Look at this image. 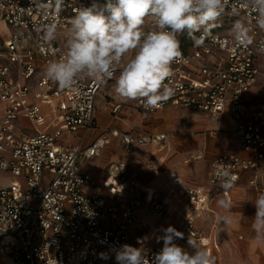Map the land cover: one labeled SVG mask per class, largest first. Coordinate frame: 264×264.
Returning a JSON list of instances; mask_svg holds the SVG:
<instances>
[{
	"label": "built area",
	"instance_id": "built-area-1",
	"mask_svg": "<svg viewBox=\"0 0 264 264\" xmlns=\"http://www.w3.org/2000/svg\"><path fill=\"white\" fill-rule=\"evenodd\" d=\"M92 2L63 0L58 10L56 0H0V24L11 28L10 36L0 30V171L12 177L0 189V255L7 264H117L115 249L128 244L142 248L151 262L163 244L144 242L132 231L146 228L138 217L144 206L171 219L169 226L184 234L175 241L178 245L187 248L191 235L212 255L219 250L218 239L202 233L198 219L218 196L230 195L243 173L264 169V95L250 96L253 90L264 92V30L255 13L240 7L241 0H226L215 27L179 35L182 56L172 64L173 75L166 82L175 94L156 108H146L142 100L136 105L144 120L166 106L215 118L229 110L248 156L218 155L203 186H185L174 179L167 192H157L113 173L100 184L83 165L114 140L132 153L161 144L168 136L112 129L88 146L71 143L80 131L95 127L97 100L119 75L117 71L104 82L86 78L78 82V91L61 90L44 75L47 63L66 52L64 37L75 10ZM237 20L250 28L251 44L241 45L230 35L229 22ZM52 24L58 38L48 42L43 35ZM122 107L111 103L113 114ZM203 158L204 153L197 152L185 163ZM116 169L126 171L123 165ZM226 182L232 184L230 189L222 186ZM250 184L258 194L264 192V173L252 177ZM102 252L109 258L101 259Z\"/></svg>",
	"mask_w": 264,
	"mask_h": 264
},
{
	"label": "clouds",
	"instance_id": "clouds-1",
	"mask_svg": "<svg viewBox=\"0 0 264 264\" xmlns=\"http://www.w3.org/2000/svg\"><path fill=\"white\" fill-rule=\"evenodd\" d=\"M62 3L56 0L58 10ZM225 4L226 0H106L103 4L93 0L89 6L75 10L64 37L66 52L47 63L44 75L61 90L78 91V82L86 78L104 82L118 71L113 85L118 97L142 100L146 108H156L175 94L166 82L173 75L172 64L182 56L179 35L193 36L215 27ZM240 7L255 13L257 25L264 30V0H241ZM232 33L237 43H252L250 28L241 20L234 23ZM57 38V26L49 25L43 39L51 42ZM260 51L264 53V46ZM222 186L227 190L232 184ZM217 203L225 211L231 208L223 199ZM253 203V240L264 245V192ZM220 219L225 225L233 223L230 215ZM163 233L158 237L163 247L151 262L142 248L124 244L113 253L117 264H216L215 257L191 235L187 240L189 251L175 242L184 238L182 232L168 226ZM99 256L109 258L108 253Z\"/></svg>",
	"mask_w": 264,
	"mask_h": 264
},
{
	"label": "crops",
	"instance_id": "crops-1",
	"mask_svg": "<svg viewBox=\"0 0 264 264\" xmlns=\"http://www.w3.org/2000/svg\"><path fill=\"white\" fill-rule=\"evenodd\" d=\"M114 83L105 86L101 94L104 92V110L109 117L117 119V124L112 125L110 121L101 117L96 108L95 127L89 131H80L76 138L71 140V143L85 147L108 130L131 131L133 125L129 119H126L129 112H126L124 102L112 98ZM256 94L264 95V92L261 89L253 90L250 96L254 97ZM107 97H110L111 100H107ZM111 103H121L123 105L118 114H113ZM135 110L138 117L142 118L140 111L137 108ZM195 113L200 115L198 120L205 117L219 124L210 128L205 125L199 129L203 132H200L198 136L194 133L191 136L192 138H179L177 140L179 146L172 149L173 138L169 131L164 130V122L161 126L155 128L154 132L151 131L150 133L167 134L168 139L165 142L141 147L130 153L123 148L119 140H114L103 150L99 157L86 161L83 170L92 174L100 184L109 181L112 178L111 173H113L119 176L120 180L127 178L139 180L146 188L157 192H167L168 183L174 179L185 186H203L207 184L211 163L218 155L231 153L246 157L248 154L240 146L237 136V122L229 110L225 111L219 118L200 112ZM161 118L167 120L166 113L163 111L157 117L158 120ZM231 122L233 126H230ZM109 124H111V127ZM197 152L204 153V158L201 161L185 163L187 158ZM149 161L152 162V166L148 164ZM121 165L126 167L125 172L116 169ZM1 173L7 174L0 171ZM262 173H264L263 168L243 173L238 185L231 191L230 195L228 197L218 196L211 205V210L198 219V229L206 236L218 239L219 250H214L212 253L216 264H264V245H258L254 242L255 233L251 227V221L256 212L253 202L258 195V189L250 184L252 177ZM222 199L230 203V210L225 211L218 206L217 202ZM223 215L232 216L233 223L225 225L220 219ZM138 217L146 228L144 230L133 229V234L149 244H163L162 240L158 242V237L164 234L163 230L169 226L171 219H165L157 214L150 213L146 206L138 212ZM188 250L191 251V249ZM1 257L2 261L8 262L6 257L2 255Z\"/></svg>",
	"mask_w": 264,
	"mask_h": 264
},
{
	"label": "rangeland",
	"instance_id": "rangeland-1",
	"mask_svg": "<svg viewBox=\"0 0 264 264\" xmlns=\"http://www.w3.org/2000/svg\"><path fill=\"white\" fill-rule=\"evenodd\" d=\"M147 26L148 25L146 22L145 30H147ZM229 27L232 30L233 24L231 22H229ZM10 29L11 28L7 26L5 23L0 24V30L3 32L5 36H10V32H11ZM230 35H233V33H231ZM112 93H113L112 98L114 100H120L124 102L125 110L126 112L127 111L129 112V114L126 116V119H129L130 123L133 125L131 131H137V132L153 131L154 132L155 128H158L165 122L164 130L169 131L171 133V137L173 138L172 145H171L172 149L176 148V146H179L178 145L179 143L177 142L179 138H183V139L188 138V137L192 138L191 136H193L194 133H196L195 135L198 136L200 135V132L201 133L203 132V131H200L199 129L204 127L205 125H207V127L210 128L212 126L219 124V123H214L205 117L198 120V118L200 117L199 114L195 112H191L190 110L185 109V108H181V107L176 108L172 106L166 107L164 110H162L164 113H166L167 120H164L163 118H161L160 120L157 119L158 115L162 111L152 113L146 120H144L138 117L136 110H135L138 100L125 101V100H122L120 97H118L115 94V92H112ZM107 100H111V98L107 97ZM104 107H105V103H104V92H103L98 98V103H97V110L99 111L98 113L101 114V117H104L105 120L110 121L112 125L117 124V119H114L111 116L109 117L108 113L104 110L105 109ZM2 109L3 108H2L1 101H0V118H1ZM111 124H109L110 127H111ZM170 124H172L173 126H171ZM230 126H233L232 122ZM204 131H206V129H204ZM11 180H12L11 176L1 173L0 174V189L6 187L10 183ZM1 259L2 257L0 255V264H7V262L2 261Z\"/></svg>",
	"mask_w": 264,
	"mask_h": 264
}]
</instances>
